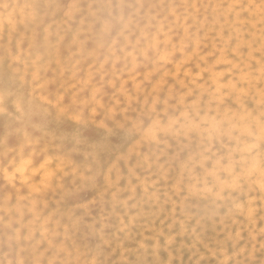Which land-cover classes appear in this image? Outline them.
Masks as SVG:
<instances>
[{"label":"snow or ice","instance_id":"snow-or-ice-1","mask_svg":"<svg viewBox=\"0 0 264 264\" xmlns=\"http://www.w3.org/2000/svg\"><path fill=\"white\" fill-rule=\"evenodd\" d=\"M0 184V264H264V0H0Z\"/></svg>","mask_w":264,"mask_h":264},{"label":"bare ground","instance_id":"bare-ground-1","mask_svg":"<svg viewBox=\"0 0 264 264\" xmlns=\"http://www.w3.org/2000/svg\"><path fill=\"white\" fill-rule=\"evenodd\" d=\"M259 1V0H258ZM7 2L9 3H23L24 0H7ZM86 2H90V0H86ZM129 2H144V0H129ZM146 2L149 3H159V2H163V0H146ZM169 2H171V0H169ZM176 2L178 3H191V4H196V5H200V4H208V3H220V2H224V0H176ZM228 2H232V0H228ZM255 2V0H254ZM257 47H259V45H257ZM259 57H257L258 59ZM53 59H57L60 60L59 57H53ZM45 70H49L46 66ZM79 68L75 67L74 63H70L67 61V59H64L60 64H59V69H58V75L61 77L60 79V83L57 85V87H63L65 89V91L67 90V85L68 84H74L76 83V81L79 79L77 77V73L79 72ZM65 71H68V75L65 76ZM88 69H85V72H87ZM188 71V70H186ZM173 75H175V73H172ZM74 77V78H73ZM73 78V79H72ZM77 79V80H76ZM76 80V81H75ZM80 80V79H79ZM71 81V83H69ZM80 82V81H79ZM46 83V81H45ZM118 142V140H117ZM115 142V144L117 143ZM120 143V148H122L124 146V139L121 138V140L119 141ZM3 190V184H0V191ZM90 189H85L83 194L84 195H88V191ZM5 205L3 203H0V215H2L5 211ZM146 217L148 218V220H151L152 222L149 223L147 220L145 221V223L143 224V226L140 227V232L142 233V236L144 239H153V233H160L163 231L162 227H156L155 225V219L156 216L152 215L150 212H146L145 213ZM156 215L158 216L159 213L157 212ZM214 227V226H213ZM3 237V232L0 231V238ZM158 239V236H157ZM5 251H9L7 244H0V259L4 258V252ZM114 259H119L120 257H113ZM173 259L176 260H183L184 264H188V261L190 259H194V257L192 256L191 252L185 250L183 252H181L179 250V246L177 247V251L172 255Z\"/></svg>","mask_w":264,"mask_h":264},{"label":"rangeland","instance_id":"rangeland-1","mask_svg":"<svg viewBox=\"0 0 264 264\" xmlns=\"http://www.w3.org/2000/svg\"><path fill=\"white\" fill-rule=\"evenodd\" d=\"M255 2H259V1H258V0H255ZM258 59H259V58H258ZM258 59H257V60H258ZM73 78H74V77H73ZM73 78H72V79H73ZM76 80H77V79H76ZM76 80H75V81H76ZM79 81H80V82H79ZM80 83H81V80L78 79V80L76 81V83H74V84H72V83H71V84H68V85H67V90L69 91L71 88L75 87L76 85H78V84H80ZM120 140H121V138H119V139H118V142L115 144V148H116L117 150L120 149V147H121V146H120V143H119ZM213 258H214V257H213Z\"/></svg>","mask_w":264,"mask_h":264}]
</instances>
